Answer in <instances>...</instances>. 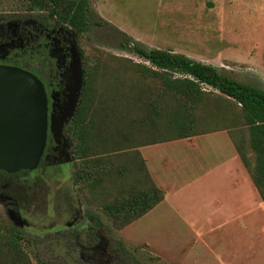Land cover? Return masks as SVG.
<instances>
[{
	"label": "rangeland",
	"instance_id": "obj_1",
	"mask_svg": "<svg viewBox=\"0 0 264 264\" xmlns=\"http://www.w3.org/2000/svg\"><path fill=\"white\" fill-rule=\"evenodd\" d=\"M29 1L0 0V17L48 13L30 7ZM89 1V29L77 38L85 54L103 51L141 62L130 43L172 50L264 89V46L256 42L264 41L263 0ZM17 61L31 62L28 57ZM40 69L47 72L46 67ZM142 151L155 178L173 195L124 230L115 228L103 208L84 202L74 158L44 165L27 175L28 182L16 183L25 193L21 207L33 226L25 230L23 240L33 264H264V204L255 200L258 192L254 197L236 190L241 176L236 164L243 163L227 131ZM77 198L85 222L49 233L73 222L77 209L68 205L73 199L77 206ZM0 213L11 221L1 203ZM28 230L43 232V237ZM98 239L104 250L94 258L97 250L82 245Z\"/></svg>",
	"mask_w": 264,
	"mask_h": 264
},
{
	"label": "trees",
	"instance_id": "obj_2",
	"mask_svg": "<svg viewBox=\"0 0 264 264\" xmlns=\"http://www.w3.org/2000/svg\"><path fill=\"white\" fill-rule=\"evenodd\" d=\"M29 6L48 10L45 16L76 38L89 29V0H30ZM130 47L144 61L79 48L84 85L67 132L84 202L103 208L123 230L165 198L140 148L218 131L228 132L264 202V89L183 53ZM32 171L3 172L29 181ZM10 220L0 213V264H33L25 231Z\"/></svg>",
	"mask_w": 264,
	"mask_h": 264
},
{
	"label": "flooded vegetation",
	"instance_id": "obj_3",
	"mask_svg": "<svg viewBox=\"0 0 264 264\" xmlns=\"http://www.w3.org/2000/svg\"><path fill=\"white\" fill-rule=\"evenodd\" d=\"M76 51H79V48L75 34L60 23L52 21L50 17L28 15H21L15 18L0 17V65L22 67L36 74L43 81L49 96V133H51V117L56 123L61 120V116H66L67 119L64 122L62 136H56L55 129L49 134L47 146L39 167L63 163L67 159L73 158L72 143L67 132L73 118L68 116L71 105L68 74L72 68ZM19 57L30 58L31 62L29 64L26 63L29 66L28 68L24 67L26 65H19L17 61ZM42 66L47 68L46 76L40 69ZM35 71L39 72V74L35 73ZM3 171L5 170H0V203L9 217L10 211L13 209L22 218L23 224L19 225V227L23 231L27 228L31 229L33 226L24 215L21 207V202L25 195L20 187H15L16 183L28 181L21 177L8 179V177H4ZM19 172L7 173L18 175ZM25 184L27 185V183ZM10 188L13 189L14 195L11 194ZM76 200L78 201L77 206L73 199L68 205H73L77 209L76 214L73 215V222L67 223L64 228L57 231L48 230L49 233H63V231H68L73 227V224L81 225L85 222L86 216L83 211V204L79 198ZM28 233L38 237H43L44 234L43 232L34 233L29 230ZM96 235L99 236L100 232H96ZM103 243L101 239H98L96 243L83 244L82 246L97 250L94 256V258H97V256L103 254L101 253L104 250V247H102ZM98 250H101L100 253Z\"/></svg>",
	"mask_w": 264,
	"mask_h": 264
},
{
	"label": "water",
	"instance_id": "obj_4",
	"mask_svg": "<svg viewBox=\"0 0 264 264\" xmlns=\"http://www.w3.org/2000/svg\"><path fill=\"white\" fill-rule=\"evenodd\" d=\"M70 112L77 109L84 85V66L80 51H76L68 74ZM49 96L43 81L30 70L19 66L0 65V170L9 173L35 170L44 155L48 136L56 130L63 135L66 116L57 123L51 117L49 133ZM10 219L22 225V218L13 209Z\"/></svg>",
	"mask_w": 264,
	"mask_h": 264
},
{
	"label": "crops",
	"instance_id": "obj_5",
	"mask_svg": "<svg viewBox=\"0 0 264 264\" xmlns=\"http://www.w3.org/2000/svg\"><path fill=\"white\" fill-rule=\"evenodd\" d=\"M241 1V0H240ZM243 1V0H242ZM245 1V0H244ZM263 3H264V0L262 1ZM251 7H252V10H254L253 9V6L251 5ZM253 12V11H252ZM262 42V45L264 46V41H262V40H256V42ZM261 88V87H260ZM218 132H221V131H218ZM213 133H215V132H213ZM202 135H204V134H202ZM199 136V135H198ZM194 137H196V136H194ZM191 138H193V137H191ZM191 138H183V139H191ZM177 140H181V139H177ZM172 141H174V140H172ZM166 142H168V141H166ZM162 143H164V142H162ZM162 143H157V144H162ZM157 144H151V145H157ZM147 146H150V145H145V146H142L141 148H140V151H141V154H142V156L145 158V160H146V163H147V166H148V162H147V158H146V156L144 155V153H143V149L145 148V147H147ZM239 157H240V155H239ZM228 159V158H227ZM241 159V158H240ZM226 161H228V160H226ZM241 161H242V159H241ZM242 163H243V161H242ZM218 164H221L220 165V168H223V166H224V163H223V161H221V162H219ZM244 163L242 164V165H239V163H237L236 164V171H240V174H241V176H240V178L236 181V183H235V186H236V190H240V191H242V192H244L245 190L246 191H248V195H250V196H254L255 197V192H258V196L259 197H257V198H255V200H262V197H261V195H260V193H259V191H258V189H257V187H256V185L254 184V181L252 180V178H251V176H250V174H249V172H248V170H247V168L245 167L244 168ZM230 167V168H229ZM228 171L229 170H231L232 168H231V166H230V164L228 165ZM234 168V167H233ZM148 169H149V171H150V173H151V176H152V178H153V180L155 181V183L159 186V187H161L162 189H164V191H165V198H164V200L163 201H165V200H167L168 198H169V196L170 195H173V193L172 194H170L167 190H165V188H163V186H161V184L158 182V180L155 178V176L153 175V173H152V170H151V168L148 166ZM248 172V173H247ZM257 189V191H255ZM175 192H176V190H175ZM175 192H174V194H175ZM162 201V202H163ZM161 202V203H162ZM262 202H263V200H262ZM263 204H264V202H263ZM159 205V204H158ZM157 205V206H158ZM156 206V207H157ZM156 207H154L151 211H149L147 214H145L144 216H146V215H148L150 212H152ZM144 216H142V217H144ZM141 217V218H142ZM139 220V219H138ZM137 221V220H136ZM135 221V222H136ZM134 223V222H133ZM132 223V224H133ZM131 225V224H130ZM130 225H128L127 227H129ZM127 227L126 228H124V229H127ZM123 229V230H124Z\"/></svg>",
	"mask_w": 264,
	"mask_h": 264
}]
</instances>
